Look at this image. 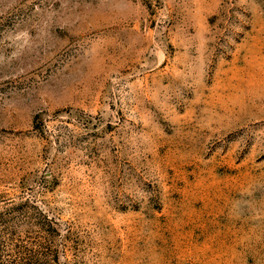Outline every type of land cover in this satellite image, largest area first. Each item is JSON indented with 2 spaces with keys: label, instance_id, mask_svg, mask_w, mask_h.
Masks as SVG:
<instances>
[{
  "label": "rangeland",
  "instance_id": "obj_1",
  "mask_svg": "<svg viewBox=\"0 0 264 264\" xmlns=\"http://www.w3.org/2000/svg\"><path fill=\"white\" fill-rule=\"evenodd\" d=\"M17 244L33 264H264V0H0Z\"/></svg>",
  "mask_w": 264,
  "mask_h": 264
},
{
  "label": "trees",
  "instance_id": "obj_2",
  "mask_svg": "<svg viewBox=\"0 0 264 264\" xmlns=\"http://www.w3.org/2000/svg\"><path fill=\"white\" fill-rule=\"evenodd\" d=\"M25 249L21 244H17L15 249L0 246V264H33V253L29 249L25 252ZM24 258L28 260H23Z\"/></svg>",
  "mask_w": 264,
  "mask_h": 264
}]
</instances>
